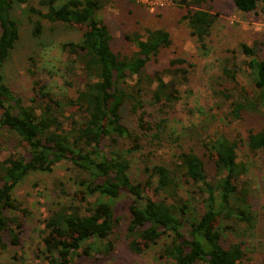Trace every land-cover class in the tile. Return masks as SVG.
Instances as JSON below:
<instances>
[{
  "label": "trees",
  "instance_id": "1",
  "mask_svg": "<svg viewBox=\"0 0 264 264\" xmlns=\"http://www.w3.org/2000/svg\"><path fill=\"white\" fill-rule=\"evenodd\" d=\"M109 1L40 0L41 8H37L30 0H0V126L26 152L0 159V250L21 243L28 210L14 197L18 184L31 173L52 172L57 164L70 162L81 189L71 202L57 203L43 221L44 248L37 256L44 264H76L75 259L83 255L96 260L108 257L114 250L113 236L120 220L115 201L124 193L133 197L127 225L133 253L142 254L166 239L159 258L171 259L175 264H245L243 245L226 248L220 232L223 217L248 223L253 220L243 208L249 203L248 191L244 188L240 192L236 184L247 172V165L239 160L238 140L221 135L211 143L204 142L201 154L194 146L186 145V133L185 140L180 136L173 140L177 151L168 165L151 163L146 156L142 168L145 179L131 178V163L120 151L121 140L133 143L131 151L140 149L141 140L124 122L125 107L129 105L130 113L137 117L140 130L152 132L151 141L161 142L168 127V109L180 101V87L188 81L194 65L177 57L164 70L147 72V64L171 45L170 33L162 29L127 36L134 45L132 55L122 57L116 53L109 25L99 18ZM201 3L179 0L188 8L183 21L206 55L218 15L201 8ZM234 3L245 13L257 11L260 4L264 10V0ZM16 4L27 5L36 16V37L42 35L44 21L83 31L81 41L62 45L71 60L67 73L76 80L67 82L75 88L74 96L53 93L30 68L33 96L25 104L4 80V64L20 36L18 21L12 15ZM240 48L249 58L247 66L258 94L254 96L240 87L238 98L230 103L228 117L232 122L240 120L248 108L264 111V60L256 57L255 48L244 43ZM232 54L225 60L223 76L235 81L240 65L234 51ZM148 95L160 110L161 119L154 124L146 120ZM247 144L251 152H264V128L250 131ZM203 156L225 176L210 181ZM181 185L191 187L186 199ZM93 196L98 198L95 203L88 202ZM197 200L203 208L200 213L194 205Z\"/></svg>",
  "mask_w": 264,
  "mask_h": 264
},
{
  "label": "rangeland",
  "instance_id": "2",
  "mask_svg": "<svg viewBox=\"0 0 264 264\" xmlns=\"http://www.w3.org/2000/svg\"><path fill=\"white\" fill-rule=\"evenodd\" d=\"M39 1L30 0V3L41 8ZM201 8L218 15L208 40L206 55L199 50L187 22L183 21L188 8L179 4V0H111L100 11L99 18L109 25L112 32L113 50L122 57L132 55L134 50L127 36L137 33L143 36L146 29H162L170 33V47L163 49L147 64L148 73L164 70L177 57H183L194 65L188 81L180 87V101L168 109V127L162 141H151L152 132L144 133L139 129L137 117L130 113L127 105L124 109V122L140 137L141 147L131 151L133 143L123 139L120 151L124 152V157L131 163V178L143 181L145 174L142 168L146 156L150 157L151 163L168 165L177 151L173 140L178 136L184 139L186 133H189L186 145L194 146L201 154L204 142L211 143L221 135L232 141L238 140L239 160L247 165V172L236 184L240 192L244 188L248 191L249 203L243 208L253 220L248 223L221 218L222 243L226 248L236 243L242 244L247 253L245 264H264V152H251L247 144L250 131L257 132L264 128V111L253 107L245 110L240 120L232 122L228 117L230 103L238 98L240 87L252 91L254 96L258 94L247 66L249 58L240 46L244 43L255 48L256 57L264 60V10L260 4L255 12H241L236 8L234 0H202ZM12 15L18 21L20 36L4 64L3 75L13 92L25 104H29L33 96V78L29 72L31 68L53 93L74 96L75 88L67 82L76 83V80L67 73V65L71 60L62 45L81 41L83 31L78 27L44 21V31L40 37H36L33 33V20H36V16L29 12L27 5L16 4ZM232 51L236 54V63L240 65L235 81L223 76L225 60L233 56ZM226 95L232 98L227 99ZM150 101L151 96H146V120L154 124L161 119V115L159 107ZM0 150L1 160L11 154L26 153L18 147V140L1 126ZM204 160L210 181L225 176L224 172H217L213 162L205 157ZM71 169L70 162H61L52 172L31 173L15 188L14 197L28 210V214L24 218L20 245L0 250V264H44L37 256L38 250L44 248L43 221L57 203L71 202L74 194L81 189ZM189 189L191 187L181 185V194L185 199L189 197ZM97 196L88 198V202L95 203ZM132 200L130 194L124 193L115 201L116 217L120 220L113 236V252L97 260L83 255L75 259L76 264H175L171 259L159 258L160 248L166 239L142 254L131 251L127 225ZM194 205L199 213L203 211L200 200ZM191 209L194 210L193 205ZM6 241H9L8 236Z\"/></svg>",
  "mask_w": 264,
  "mask_h": 264
}]
</instances>
